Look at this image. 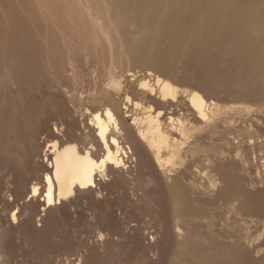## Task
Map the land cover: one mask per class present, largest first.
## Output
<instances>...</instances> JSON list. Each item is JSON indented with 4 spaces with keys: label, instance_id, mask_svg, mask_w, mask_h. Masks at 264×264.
<instances>
[{
    "label": "rangeland",
    "instance_id": "rangeland-1",
    "mask_svg": "<svg viewBox=\"0 0 264 264\" xmlns=\"http://www.w3.org/2000/svg\"><path fill=\"white\" fill-rule=\"evenodd\" d=\"M116 1L0 0V264H264V76H252L254 87L241 93L245 89L230 78L204 73L210 77L204 79L211 84L207 89L191 80L200 69L195 55L172 56L166 38L156 46L158 33L148 25L160 22L156 10L137 12L143 3L132 8V0ZM121 3L129 8L115 31L113 17ZM139 40L145 41L137 48L139 56L130 54ZM162 58L173 61L155 66ZM242 63L247 71L252 67ZM157 76L181 88L182 103L194 89L222 106L213 107L218 133L201 139L205 152L189 154L187 168H179V173L186 169L177 187L185 192L188 217L177 221L165 210L159 214L144 201L136 203L146 189L138 180L143 157L132 146L145 144L134 122L143 110L131 98L147 104L148 95L137 92L140 81L154 83ZM103 107H113L122 119L126 166L137 174L135 181L128 175L117 181L105 177L94 189L50 208L41 205L43 197L31 198L32 187L51 170L46 161L52 138H79V146L90 149L84 127L91 123L92 108ZM183 116L191 126L193 116ZM165 119V128H175L169 115ZM216 177L213 196L202 194ZM178 231L191 240L175 261L171 253ZM152 240L157 246L148 249Z\"/></svg>",
    "mask_w": 264,
    "mask_h": 264
},
{
    "label": "bare ground",
    "instance_id": "bare-ground-1",
    "mask_svg": "<svg viewBox=\"0 0 264 264\" xmlns=\"http://www.w3.org/2000/svg\"><path fill=\"white\" fill-rule=\"evenodd\" d=\"M142 3L144 4L143 8L136 10L137 12L157 11L155 15L160 22L156 25L148 24L158 33L154 40L156 46L159 45L160 47L163 42L161 41L162 38H166L169 39L167 41H170L167 48H171L170 54L172 56L179 58L190 55L196 56L194 66L196 69L198 67L200 69L196 70L197 73L195 71L196 74L191 77V80L202 81L204 82H201L202 85L204 84V87L206 85L207 89H210L211 84L207 85L206 82L208 81L205 82L204 79H210L207 76L211 72L209 76L226 77L225 80L230 78L228 81H232L234 86L242 91L248 85L254 87L249 82L252 76L255 77L257 74L259 77L264 76V0H132L130 7L133 8V6ZM122 5V10L117 11L116 17H113L112 25L114 26L112 29L114 27L118 29L121 26L123 21L121 17L125 16L128 11L129 6ZM112 10L114 9L112 8ZM115 28L113 30L116 31ZM140 40L137 47L134 45L130 47V54L138 51L137 48H140V43H145V41ZM137 55L139 56V53ZM171 59H158L155 66L166 67L169 62L173 61ZM228 59L231 61L230 64L227 63ZM242 61H247L252 67L247 71ZM200 73L202 76L199 75ZM204 73L208 75L205 76ZM197 75L201 77L199 78ZM148 79L143 78L140 81L137 92L141 96L148 95L149 102L145 104L142 98H131L135 108L143 110V116L138 117L137 115L134 122L138 126L145 144V147H142L138 142H136V147L131 145L134 148L133 153L137 152L143 157L144 165L141 170V177L137 179L146 190H143L142 197H137L136 203L144 201L159 214L164 213L163 210H165L170 217L177 221L187 215L183 211L187 209L184 200L185 192L182 191V188L177 187L179 178H182L186 169L179 173V168L184 167V161L189 154L196 156V154L205 152L201 149V139L207 135L218 133L221 127L217 123L215 109L222 106H218L217 103L211 104L206 94L204 96L194 89H190L191 91L187 95L188 102L182 103L183 100L178 97L181 88L179 89L177 85L173 84V81L158 76L154 83ZM112 81L113 79H111ZM250 87L247 88L250 90ZM212 88L214 89V87ZM246 89L241 93L246 92ZM249 90L248 92L251 91ZM176 101L177 107L173 109ZM178 109H180L179 112H184L182 116L179 115ZM169 110L172 112L168 113ZM186 113L193 116L194 120L191 126H187L186 121H184L188 116H183ZM166 115H169V119L173 123L172 126L175 128L172 129L171 127V130H168V127L165 128ZM88 118H90L91 123L86 125L84 130H88L87 137L90 139V149L83 150L82 145L79 146L81 143L79 138L64 142L59 137H55L49 142L50 146L47 152L51 159L48 156L46 162L50 164L51 170H46L43 185H34L30 195L31 198L43 197V200L40 201L41 205L50 208L53 205L56 206L57 202L62 204L72 195L77 196L84 190L94 189L105 177L114 176V180L117 181L128 175L135 181L137 174L130 165L129 167L126 166L125 160L129 158V155L123 146L124 143L120 135V131L124 128L122 127V119L117 118L114 108H92ZM125 128L126 134L129 132L130 134H128L132 136L130 129H127V126ZM177 133L181 135L180 139ZM127 139L129 140L130 137ZM133 139L135 141V138ZM129 149L132 150L131 147ZM101 152L104 153L102 156L100 155ZM216 152V150L211 151L212 154L219 155V152ZM170 172L173 174H169ZM218 181L217 177L212 178L207 186L204 185L205 190L202 194L213 196L212 194L216 190L214 186L218 184ZM119 187L121 188V186ZM202 187L203 185L200 188ZM137 195L136 192L135 196ZM202 197L206 196L202 195ZM12 218L13 220L17 219V215H13ZM176 227L180 228V226ZM184 231L185 229L182 233ZM186 232L188 233L185 231V234H187ZM184 235L178 231V239L174 243V251L171 253L173 260H180L179 256L181 255L182 258V253L188 247V242H190L188 239L190 238ZM182 236L184 239L187 238V241H185L186 239L180 240ZM156 246L157 244L152 240L147 248L154 249ZM150 263L152 262L150 261ZM170 263L172 264L171 261Z\"/></svg>",
    "mask_w": 264,
    "mask_h": 264
}]
</instances>
